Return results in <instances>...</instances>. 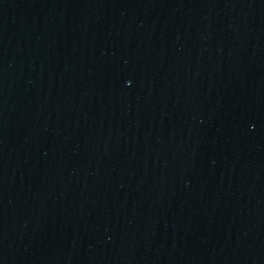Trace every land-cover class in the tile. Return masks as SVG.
I'll return each mask as SVG.
<instances>
[{
	"label": "water",
	"instance_id": "obj_1",
	"mask_svg": "<svg viewBox=\"0 0 264 264\" xmlns=\"http://www.w3.org/2000/svg\"><path fill=\"white\" fill-rule=\"evenodd\" d=\"M0 264H264V0H0Z\"/></svg>",
	"mask_w": 264,
	"mask_h": 264
}]
</instances>
